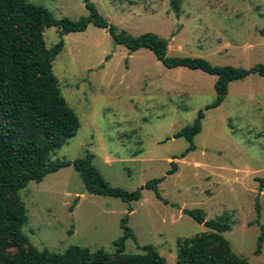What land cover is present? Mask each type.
<instances>
[{"label":"rangeland","instance_id":"1","mask_svg":"<svg viewBox=\"0 0 264 264\" xmlns=\"http://www.w3.org/2000/svg\"><path fill=\"white\" fill-rule=\"evenodd\" d=\"M27 1L57 18L88 14L83 0ZM91 1L118 30L168 39V56L243 68L264 62V0H179L178 14L171 0ZM43 37L52 46L57 28H44ZM63 39L52 71L79 127L51 160L92 153L111 186L139 189L141 197L127 203L90 194L72 165L62 167L20 191L28 243L53 253L74 245L112 253L125 217L138 244L152 245L166 264H177L179 244L209 229L182 211L198 208L206 220L228 225L220 233L233 252L264 264V242L255 253L264 227V189L259 193L256 181L264 176V76L231 81L223 102L205 109L215 96L214 75L167 68L151 50L131 52L93 24ZM199 110L205 116L195 148L182 157L189 142L175 133L191 125ZM152 179H159L155 190L145 187ZM125 252L143 251L128 238Z\"/></svg>","mask_w":264,"mask_h":264},{"label":"trees","instance_id":"2","mask_svg":"<svg viewBox=\"0 0 264 264\" xmlns=\"http://www.w3.org/2000/svg\"><path fill=\"white\" fill-rule=\"evenodd\" d=\"M83 1L88 14L73 20L57 18L47 8L27 0H0V264H166L152 245L138 244L125 217L120 220L123 234L112 242V253L75 245L62 253L38 250L28 243L21 231L28 217L20 191L30 181L40 182L46 174L65 166L72 165L76 169L85 191L90 194L115 197L127 203L141 197L139 189L111 186L93 164L92 153L74 160H51L50 155L74 136L79 127L78 116L61 94L52 71V60L64 46V35L83 31L93 24L105 28L116 44L131 52L140 48L151 50L167 68L186 67L214 75L215 96L205 109L223 102L231 81L253 73L264 76V62L243 68L214 65L202 57L168 56V39L153 32L133 35L118 30L98 12L91 0ZM171 4L178 14L179 0H171ZM52 26L57 28L59 39L47 47L43 30ZM204 116L199 110L191 125L175 133L176 137H184L189 142L182 157L195 148L194 136L200 132ZM158 180L147 181L145 187L155 190ZM256 181L260 193L264 189V176L256 177ZM157 196L160 197L158 193ZM255 209L259 212L258 202ZM182 211L209 229L179 242L177 264H251L233 252L221 235V231L228 229L227 224L206 220L204 212L198 208ZM128 238L143 252L126 253ZM263 242L264 227H261L255 253L261 252Z\"/></svg>","mask_w":264,"mask_h":264},{"label":"crops","instance_id":"3","mask_svg":"<svg viewBox=\"0 0 264 264\" xmlns=\"http://www.w3.org/2000/svg\"><path fill=\"white\" fill-rule=\"evenodd\" d=\"M132 211V210H131Z\"/></svg>","mask_w":264,"mask_h":264}]
</instances>
